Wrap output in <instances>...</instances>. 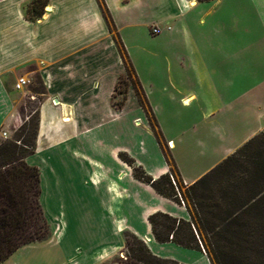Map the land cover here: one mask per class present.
I'll use <instances>...</instances> for the list:
<instances>
[{
	"label": "crops",
	"instance_id": "1",
	"mask_svg": "<svg viewBox=\"0 0 264 264\" xmlns=\"http://www.w3.org/2000/svg\"><path fill=\"white\" fill-rule=\"evenodd\" d=\"M32 1L0 0V140L3 132L10 134L26 95L15 83L38 76L44 95L26 163L39 171L45 219L44 197L51 189L77 227L87 225L95 234L99 253L87 264H104L123 250L125 232L157 257L210 264L203 252L155 241L150 215L189 220L188 211L136 180L119 158L127 154L154 180L169 169L135 91L129 88L121 109L112 106L125 67L98 1L48 0L42 17L30 21ZM103 2L186 186L225 159L227 140L240 139L227 148L228 157L263 132L264 0ZM145 40L152 41L148 49ZM158 103H183L185 115L165 116ZM55 238L51 231L44 242ZM162 248L189 260L162 255Z\"/></svg>",
	"mask_w": 264,
	"mask_h": 264
},
{
	"label": "trees",
	"instance_id": "2",
	"mask_svg": "<svg viewBox=\"0 0 264 264\" xmlns=\"http://www.w3.org/2000/svg\"><path fill=\"white\" fill-rule=\"evenodd\" d=\"M100 1L103 17L113 33V21L105 3ZM47 3L48 0H33L26 9V18L30 21L41 18ZM113 39L125 74L117 81L112 106L121 109L129 88L135 91L169 169L154 180L127 154L122 153L119 158L132 169L136 180L149 185L156 194L179 205L183 200L189 214V220L160 212L150 215L148 223L155 241L203 252L210 264H264V133L249 139L186 186L163 141L127 52L117 34ZM28 90L41 101L44 88L38 76ZM27 120L28 123L24 122L19 128L17 140L0 144V264L22 246L44 242L51 236L40 205L39 171L26 163L35 149L38 108ZM123 238L125 264H179L153 255L147 245L130 232H125Z\"/></svg>",
	"mask_w": 264,
	"mask_h": 264
},
{
	"label": "rangeland",
	"instance_id": "3",
	"mask_svg": "<svg viewBox=\"0 0 264 264\" xmlns=\"http://www.w3.org/2000/svg\"><path fill=\"white\" fill-rule=\"evenodd\" d=\"M113 35L115 36V32H113ZM142 46L148 49L152 46V41L145 40L144 42H142ZM142 58L140 57V60L144 63V58ZM32 80H34V78ZM148 80L150 81V76L148 77ZM35 83L36 81H34V84ZM30 85L28 86V89ZM158 104L161 108L164 109L163 114L165 116L171 115V117L173 116L175 118L182 119L185 115L186 109L184 108L183 103ZM39 105V101L29 100L28 94H26L17 108V120L13 125L10 134L7 136V140L1 136L0 144L5 141L17 140L16 134L20 133L19 128L23 125L24 122L28 123L29 120H27V118L33 115L34 111L39 108ZM195 117H197L199 121V113H196ZM180 126L182 127V125ZM182 129L183 127L180 129V132ZM239 140V138H234L231 140H227L224 143V158L227 157V155H225L227 152V148L233 146L234 143L238 142ZM223 154L218 155L214 158L219 159L223 156ZM183 206H185V204ZM44 207L48 213L49 219L47 221L51 227V231H55L56 238L54 239V241L51 243L37 242L35 244L24 246L16 251L13 255H11L10 258L3 264H69L68 261L70 259L75 260V264H87L86 260L89 256H91V254V258H93L99 253L97 250L98 243H96L95 234H91V231H89V227L87 229V225H83V227L80 228L77 227L74 219L72 218L71 210H61L62 205L56 202L54 191L52 192L51 189H48L45 193ZM111 241L114 242L115 239L111 238ZM177 251L171 248H162L160 252L162 253V255L172 256L184 261L189 260V257H187L185 254H182V252ZM125 263L126 248L117 252L104 264Z\"/></svg>",
	"mask_w": 264,
	"mask_h": 264
},
{
	"label": "built area",
	"instance_id": "4",
	"mask_svg": "<svg viewBox=\"0 0 264 264\" xmlns=\"http://www.w3.org/2000/svg\"><path fill=\"white\" fill-rule=\"evenodd\" d=\"M167 29H168V27H167ZM151 33L152 34H158L159 33V28L157 27V26H155V27H153L152 28V30H151ZM31 84V82L28 80V79H26V78H24V77H20V78H18V80H17V82L15 83V89L17 90V91H21V90H25V89H27V91H26V94H28V99L29 100H31V101H39V99H38V97H37V95L36 94H34V93H31L29 90H28V86ZM41 101H39V103H40ZM263 133H264V129H263ZM2 137L4 138V139H7V134L5 133V132H3L2 133ZM171 180H172V182L174 183V180H173V178L171 177ZM181 204L182 205H184V203H183V201L181 200Z\"/></svg>",
	"mask_w": 264,
	"mask_h": 264
}]
</instances>
